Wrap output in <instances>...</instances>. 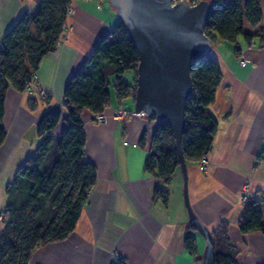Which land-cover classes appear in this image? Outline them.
Wrapping results in <instances>:
<instances>
[{"label": "crops", "instance_id": "0c3cea01", "mask_svg": "<svg viewBox=\"0 0 264 264\" xmlns=\"http://www.w3.org/2000/svg\"><path fill=\"white\" fill-rule=\"evenodd\" d=\"M106 1L70 0L72 14L67 17V28L55 51L42 58L35 74L37 87L48 97L39 98L36 89L6 91L2 121L6 137L0 146V215L7 206L8 185L38 146L40 120L57 111L66 116V83L84 64L97 40L120 22ZM32 3L0 0V40ZM260 10V23H245V33L259 32L264 37V1ZM211 44L221 79L207 112L217 128L207 154V171L200 172L197 163H186L188 200L195 216L210 231L222 222L228 224L229 244L237 249L239 264H264L261 233L242 234L238 230L241 197L262 198L264 192V43L257 38L247 43L239 36L237 53L228 42ZM239 58L246 61L244 66ZM127 83L132 84L133 78ZM117 108L135 112L130 98L124 103L113 93L110 105L102 112L107 116L105 123H97L91 112L83 110L84 152L95 167L96 180L73 231L61 241L34 249L29 264H113L117 258L125 264H202L205 242L196 231V252L190 254L184 248L190 222L180 169L168 185L144 171L158 122L145 115L116 120L113 112ZM59 132L55 129L54 134ZM142 138L144 148L140 145ZM155 188L168 193L166 203L154 200Z\"/></svg>", "mask_w": 264, "mask_h": 264}, {"label": "trees", "instance_id": "16d2710c", "mask_svg": "<svg viewBox=\"0 0 264 264\" xmlns=\"http://www.w3.org/2000/svg\"><path fill=\"white\" fill-rule=\"evenodd\" d=\"M264 0H214L204 34L212 41L235 44L237 38L250 43L254 38L264 43L259 32H244V24L255 26L261 21L260 4ZM69 0H33L30 9L22 11L0 40V146L6 137L2 125L6 91L28 90L42 58L54 52L67 20ZM138 54L125 25L120 21L100 37L80 69L64 88L63 109L42 117L37 132L40 141L34 155L16 171L6 192L7 206L2 212L0 230V264H29L37 247L61 241L74 229L96 180L95 167L86 159V136L81 121L83 110L100 114L110 105L113 94L135 101ZM133 73V83L123 80ZM192 92L186 102L181 149L186 163H197L207 156L217 128L207 112L214 101L221 74L211 51L199 55L191 65ZM49 101V98L46 99ZM155 120L154 116L149 117ZM63 127L58 135L57 126ZM140 145L146 146L145 138ZM179 169L174 136L165 121H159L150 140L144 171L168 185ZM260 198L243 204L238 221L242 234L259 231L264 244V192ZM154 200L167 202L168 193L155 188ZM195 228L189 225L184 248L196 252ZM214 264H239L237 249L229 244L228 224L220 223L211 231ZM113 264H125L117 258Z\"/></svg>", "mask_w": 264, "mask_h": 264}, {"label": "water", "instance_id": "95a60500", "mask_svg": "<svg viewBox=\"0 0 264 264\" xmlns=\"http://www.w3.org/2000/svg\"><path fill=\"white\" fill-rule=\"evenodd\" d=\"M125 25L138 54L134 111L170 126L183 180V200L190 225L205 242L202 264H214L211 231L193 213L187 194V167L181 149L186 102L192 92L194 59L212 49L204 27L212 4L170 0H108Z\"/></svg>", "mask_w": 264, "mask_h": 264}, {"label": "built area", "instance_id": "2783aa9c", "mask_svg": "<svg viewBox=\"0 0 264 264\" xmlns=\"http://www.w3.org/2000/svg\"><path fill=\"white\" fill-rule=\"evenodd\" d=\"M89 1H91V0H89ZM97 1H100V0H97ZM199 1L200 0H170V4H171V6H175L176 3L181 2V3L188 4L189 6H194ZM71 14H72V6H71V2H70L69 3V7L67 9V16L71 15ZM65 28H67L66 24H64L63 30H65ZM238 62H239V64L241 66H244L246 64V61L243 58H239ZM28 89L29 90L36 89L37 96L39 98H42V99L48 97V95H49L45 90L37 87L36 75L32 76L31 81H30V83L28 85ZM139 115H142V114L141 113L132 112V111L126 110L124 108H117L113 112V118L116 119V120L127 119V118H130L132 116H139ZM94 120L97 123H105L106 120H107V116H105L103 113H100V114L94 115ZM197 165H198L199 171L202 172V173H205L207 171V167H208L207 156L202 157ZM252 199H257V196L243 195L241 197V203L244 204V203H246V202H248V201H250ZM2 221H3V216L0 215V223Z\"/></svg>", "mask_w": 264, "mask_h": 264}, {"label": "rangeland", "instance_id": "374dc122", "mask_svg": "<svg viewBox=\"0 0 264 264\" xmlns=\"http://www.w3.org/2000/svg\"><path fill=\"white\" fill-rule=\"evenodd\" d=\"M206 1H208V2L211 3V2H213L214 0H206ZM106 2L108 3V1H106ZM32 5H33V4H32ZM32 5H31V7H32ZM31 7H30V8H31ZM30 8H28V9H30ZM109 10H114V9L110 7ZM114 12H115V10H114ZM115 15L117 16L116 12H115ZM117 18L119 19V21H121L120 18H119L118 16H117ZM116 25H117V24H116ZM228 44H230V45L232 46V48H234V46H235V44H232V43H228ZM132 74H133L132 72H127V73H125L124 76H123V80L126 81V82H130V81H132V78H133V75H132ZM110 90H111V93H113V92H112V86H110ZM122 101L125 103L126 99H123ZM60 125H61V124H59V125L57 126L56 129H57L58 131L61 132V129H62V128H61ZM60 132H59V133H60ZM2 227H3V224H2V222H1V223H0V230H1Z\"/></svg>", "mask_w": 264, "mask_h": 264}]
</instances>
